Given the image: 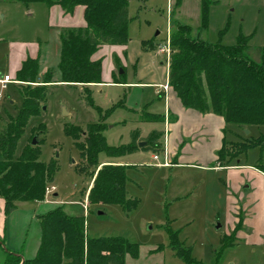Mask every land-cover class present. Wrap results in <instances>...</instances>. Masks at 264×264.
<instances>
[{"label": "rangeland", "instance_id": "374dc122", "mask_svg": "<svg viewBox=\"0 0 264 264\" xmlns=\"http://www.w3.org/2000/svg\"><path fill=\"white\" fill-rule=\"evenodd\" d=\"M128 14V42L103 44L92 55L101 61V80L105 83L87 86L88 94L79 84L56 82L59 30L84 26L82 6H76L70 15L58 4L0 0V79L7 74L14 80L3 88L0 85V130L22 105L15 72L26 57L36 58L39 77L33 84L46 85L45 94L39 113L29 118L14 155L34 137L40 148L39 160L53 159L57 166L50 183L54 190L41 201H19L18 216L25 220L26 212L33 216L63 205L68 214L84 217L88 238L120 236L138 244L136 258L125 255L127 264H186L171 248L167 228L176 233L181 246L190 250L198 264H264V144L229 162L246 164L250 169L259 167L263 178L245 170L239 172L237 180L222 168L159 166L163 153H158L155 161L149 150L119 158L99 152L98 163L121 161L128 166L126 189L136 205L126 212L117 204H88L92 178L79 169L78 150L64 132L66 124L83 128L101 116H106L102 133L109 146L129 143L133 130H139L140 137L153 129L163 130V122H142L139 116L145 110L160 115L164 112V102L156 91L166 83L167 65L159 48L165 45L173 23L189 25L192 37L226 46L234 45L238 35L246 36V54L258 61L257 50L264 45V0H209L204 27L200 0H129ZM143 41L151 47L143 48ZM114 56L119 58L118 68ZM48 70L53 71V82L43 83ZM114 78L126 84L111 83ZM225 128L228 143L258 136L264 139V125L228 124ZM229 146L226 152H231ZM238 214L241 228L233 244L228 245ZM34 228L31 223L28 232L32 234ZM2 259L0 248V264Z\"/></svg>", "mask_w": 264, "mask_h": 264}, {"label": "trees", "instance_id": "16d2710c", "mask_svg": "<svg viewBox=\"0 0 264 264\" xmlns=\"http://www.w3.org/2000/svg\"><path fill=\"white\" fill-rule=\"evenodd\" d=\"M17 1L23 4L42 2L47 6L58 4L66 14H72L76 6L83 7L84 26L59 30V80L56 82L79 84L88 94L90 90L87 86L102 83L101 61L92 59V55L103 44L125 45L128 42L126 30L131 20L129 0ZM200 2L204 27L209 0ZM168 38L167 89L175 93L183 107L220 116L225 125H264V45L258 48V61H254L246 54L248 38L243 35H238L231 46L210 43L192 37L189 25L174 22ZM142 47L150 48L151 45L143 41ZM114 64L120 67L117 56H114ZM38 77L37 59L26 57L22 60L15 72L22 105L15 117L8 116L0 130V198L4 201L5 214L14 209L16 202L43 200L44 189L52 182L57 170L55 160H39V145H31V142L23 145L17 156L14 155L29 118L39 113L40 102L44 98L46 85L33 84L38 83ZM52 77L53 71L48 70L42 82H53ZM113 82L118 83V80L114 78ZM86 99L90 105V97ZM105 117L101 116L99 121L87 123L83 128L66 124L64 132L71 136L78 150L82 164L79 169L92 178L86 195L88 204H117L129 212L136 201L128 196L126 189L128 178L125 171L128 166L98 163L97 155L103 152L107 157L119 158L138 150L162 153L163 131L153 129L140 137L139 130H133L129 143L109 146L102 133L106 127ZM139 118L142 122L163 121V116L146 110ZM139 141L145 144L138 146ZM227 144L231 152H226ZM263 144L261 136L229 143L224 137L216 151L215 163L227 166L249 148ZM36 217L40 240L35 255L23 259L20 254L5 248L4 238L0 237L2 264H127L125 255L131 258L138 256V244L126 238H88L84 217L68 214L63 205L54 206ZM236 217L228 245L233 244L236 231L241 228L239 214ZM167 232L175 254L186 264H198L191 257L190 250L181 246L176 233L168 228Z\"/></svg>", "mask_w": 264, "mask_h": 264}, {"label": "crops", "instance_id": "0c3cea01", "mask_svg": "<svg viewBox=\"0 0 264 264\" xmlns=\"http://www.w3.org/2000/svg\"><path fill=\"white\" fill-rule=\"evenodd\" d=\"M101 47H99L98 51ZM104 83L102 81L100 84L103 85ZM111 83L114 82L112 81ZM118 83L126 84L124 81H118ZM156 94L159 96L158 99L164 102V112L161 114L164 127L161 131H163V137H165L163 144L170 162L168 166L182 165L201 169L222 168L225 169L228 176H232V180L238 179L239 172L250 170L251 174L263 178V173L259 167L251 168V170L246 164H229L221 167L215 163L216 151L222 145V139L225 137L223 132L226 129L225 123L220 116L212 113H200L194 109L183 107L175 93L169 89L157 90ZM100 163L104 164V162ZM111 163L125 165L121 161H111ZM17 203L14 209L5 214L4 201L0 198V237L4 238L5 248L20 254L23 259L32 258L36 253L40 240V228L36 216L41 214V212L33 216L30 212H26L28 219L24 218L25 220H22L21 216H18L21 210H19ZM236 204L234 205L238 207ZM22 213H25V211H22ZM236 219L237 217H234L233 223H235ZM31 223L35 227L32 234L28 232Z\"/></svg>", "mask_w": 264, "mask_h": 264}, {"label": "built area", "instance_id": "2783aa9c", "mask_svg": "<svg viewBox=\"0 0 264 264\" xmlns=\"http://www.w3.org/2000/svg\"><path fill=\"white\" fill-rule=\"evenodd\" d=\"M169 32L166 34V42H165V45L160 47L159 48V51L160 52H163L165 53V56H166V65L168 64V61H169V55H170V47H169ZM11 81H14L10 78L9 75L5 74L1 79H0V85L1 87H5V84L8 83V82H11ZM16 82V81H15ZM162 89L163 90H166L167 89V84H164L162 86ZM163 160L162 162L158 163L157 165L159 166H168L170 164L168 158H167V155H166V152L165 150H163ZM152 159L153 160H158V155L157 154H152ZM54 190V186H52L51 184H48L45 189H44V193L45 194H50L51 191Z\"/></svg>", "mask_w": 264, "mask_h": 264}, {"label": "water", "instance_id": "95a60500", "mask_svg": "<svg viewBox=\"0 0 264 264\" xmlns=\"http://www.w3.org/2000/svg\"><path fill=\"white\" fill-rule=\"evenodd\" d=\"M246 132H247V131H246ZM247 133H248V132H247ZM144 144H145L144 141H139V142H138V146H142V145H144ZM31 145H35L34 137H33L32 141H31Z\"/></svg>", "mask_w": 264, "mask_h": 264}]
</instances>
